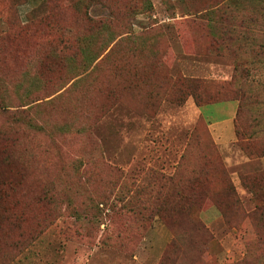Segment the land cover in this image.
<instances>
[{
  "label": "rangeland",
  "instance_id": "1",
  "mask_svg": "<svg viewBox=\"0 0 264 264\" xmlns=\"http://www.w3.org/2000/svg\"><path fill=\"white\" fill-rule=\"evenodd\" d=\"M34 80L0 264H264V0H0V84Z\"/></svg>",
  "mask_w": 264,
  "mask_h": 264
},
{
  "label": "trees",
  "instance_id": "2",
  "mask_svg": "<svg viewBox=\"0 0 264 264\" xmlns=\"http://www.w3.org/2000/svg\"><path fill=\"white\" fill-rule=\"evenodd\" d=\"M191 82V81H190ZM193 82V81H192ZM191 82V83H192ZM197 84V83H196ZM28 85H23V83H18L14 85L13 87H8L6 84H0V109L8 114V119L11 120L12 122H21L25 126H28L30 129H34L36 131H42L41 126H35L34 123L30 120V117H28V111L29 109H24V110H19V111H12L10 108L12 107H19L21 108L22 106H26L28 104H31L32 102L36 101L32 100L31 101V95L39 93L38 90L36 89L35 85V80L34 83L30 84L28 89ZM32 89V90H31ZM224 88L223 86H220L217 88L216 94L214 97L209 98L204 100L199 104L200 107L206 106V105H211V104H217V103H222V102H228L229 100L226 99H221L223 96L221 93L223 92ZM10 93H13V96H16L14 98L16 101H19L18 104L12 102V100L9 99ZM230 96L232 100H237V108H236V114H239L240 110L243 108V92L240 90H230ZM22 100L29 101V103L22 102ZM31 109V108H30ZM16 114V115H15ZM21 117H19V116ZM239 135V131L236 132ZM10 160L9 155L5 152H0V169L5 168ZM11 221H8L4 219V217H1L0 219V228L4 225L10 224ZM14 223V222H11Z\"/></svg>",
  "mask_w": 264,
  "mask_h": 264
},
{
  "label": "crops",
  "instance_id": "3",
  "mask_svg": "<svg viewBox=\"0 0 264 264\" xmlns=\"http://www.w3.org/2000/svg\"><path fill=\"white\" fill-rule=\"evenodd\" d=\"M227 103H230V105L228 107H225L226 112H227V118L226 119H224V120L222 119V120L214 122V123L207 122L208 127L210 129V132H211L212 136H214L215 138H220L223 135L222 133L224 131V125L227 123H232V120L234 118L236 108H237V104L235 102H222V104H227ZM217 104H220V103H217ZM211 105H214V104H211ZM206 106H208V105H206ZM202 107H205V106H202ZM202 107H200V108H202Z\"/></svg>",
  "mask_w": 264,
  "mask_h": 264
}]
</instances>
